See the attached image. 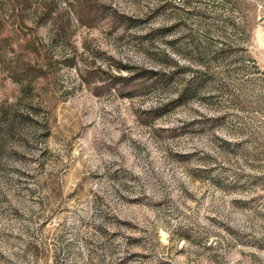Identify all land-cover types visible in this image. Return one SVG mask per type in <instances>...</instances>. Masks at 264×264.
I'll use <instances>...</instances> for the list:
<instances>
[{
	"label": "rangeland",
	"instance_id": "obj_1",
	"mask_svg": "<svg viewBox=\"0 0 264 264\" xmlns=\"http://www.w3.org/2000/svg\"><path fill=\"white\" fill-rule=\"evenodd\" d=\"M0 264H264V0H0Z\"/></svg>",
	"mask_w": 264,
	"mask_h": 264
}]
</instances>
